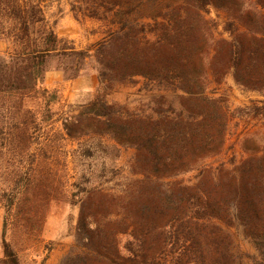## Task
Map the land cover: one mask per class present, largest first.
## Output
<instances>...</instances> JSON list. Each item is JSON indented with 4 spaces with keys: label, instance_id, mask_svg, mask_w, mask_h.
I'll list each match as a JSON object with an SVG mask.
<instances>
[{
    "label": "trees",
    "instance_id": "trees-1",
    "mask_svg": "<svg viewBox=\"0 0 264 264\" xmlns=\"http://www.w3.org/2000/svg\"><path fill=\"white\" fill-rule=\"evenodd\" d=\"M79 2L91 10L88 17L99 18L98 10L113 17L93 51L65 46L45 17L44 0H0V40L11 45L0 59V167L15 156L31 159L14 175L25 191L44 189L33 193L34 206L15 210L11 223L28 231L42 222L36 204L56 197V174L46 161L60 154V141L108 136L134 149L130 169L139 178L119 193L92 189L75 202V247L59 264H238L227 230L233 225L256 251L252 264H264V141L238 162L202 165L223 150L230 122L209 85L219 86L230 72L242 89L264 91V0ZM209 8L225 13L229 40L215 38L205 19ZM67 57L93 58L105 91L141 78L146 87L175 93L179 110L154 118L97 95L77 113L58 115L49 107L56 92L43 83L47 62ZM260 104L248 108L255 118L264 116ZM59 122L52 136L44 132ZM192 172L195 181L178 179ZM18 201L14 195L9 205ZM2 250V264H20L4 233Z\"/></svg>",
    "mask_w": 264,
    "mask_h": 264
},
{
    "label": "rangeland",
    "instance_id": "rangeland-1",
    "mask_svg": "<svg viewBox=\"0 0 264 264\" xmlns=\"http://www.w3.org/2000/svg\"><path fill=\"white\" fill-rule=\"evenodd\" d=\"M44 13L49 24L59 39H62L67 48L74 47L76 51L92 49L106 36L110 28L109 22L113 20L111 13L98 10L99 18H91L85 5L79 0H44ZM102 19V20H99ZM205 19L213 26L216 39L229 40V34L225 31L227 18L225 13L209 8L205 13ZM8 51L0 56L4 58L11 51L9 42ZM92 53V52H91ZM49 71H59L63 79L74 80L79 76L98 73L93 58L83 60L75 57L55 58L46 64ZM78 73L73 79L71 75ZM60 89H47L56 92L58 101L50 104V110L58 115L75 114L82 106L92 101L97 95L104 96V100L110 104L122 108L127 112L144 113L157 118L156 112H173L179 110L177 95L170 91L158 89L148 85L141 78H135L132 82L115 85L111 90L105 91V86L99 84L98 89L91 95H82L78 100L67 103L63 101ZM214 92V94H212ZM207 93L213 97H220L229 109L230 122L227 127L225 145L217 156L206 159L203 166L217 167L221 164L229 165L249 156L248 150L260 146L264 141V116L253 117L248 108L261 107L260 101L264 100V91H246L236 85L232 74L229 72L219 86L211 83ZM48 98L44 97V105ZM250 112V113H249ZM60 122L51 127L43 126L44 132L53 133L60 130ZM60 154H51L46 161L48 168L56 174L54 188L55 198L41 200L38 206L42 215V222L34 223L28 231L11 223V218L17 211L34 206L31 202L33 193H43V187L28 186L23 190L22 182L14 174L22 168H26L31 159L26 157H12L10 166L0 167V264L3 258L2 238L11 242L17 252L20 264H59L60 261L75 247V228L78 218V199L92 189H103L119 193L127 184L139 178L133 176L130 165L134 157V149L121 148L108 136H83L78 140L60 141ZM56 155V156H55ZM46 167V170L48 169ZM197 172L186 174L178 179L183 182L195 181ZM18 195L16 206L9 205V199ZM227 230L232 236V251L238 264H252L251 257L256 255L252 244L242 235L241 227L233 225ZM127 237L119 239L123 250Z\"/></svg>",
    "mask_w": 264,
    "mask_h": 264
},
{
    "label": "crops",
    "instance_id": "crops-1",
    "mask_svg": "<svg viewBox=\"0 0 264 264\" xmlns=\"http://www.w3.org/2000/svg\"><path fill=\"white\" fill-rule=\"evenodd\" d=\"M7 51L8 44L4 40H0V56L7 53ZM43 84L48 90L57 87L60 89L61 85H63L64 88L61 91V99L67 103L78 100L82 95H92L99 87L97 75L94 73L66 81L63 79L62 73L56 70L46 72Z\"/></svg>",
    "mask_w": 264,
    "mask_h": 264
}]
</instances>
